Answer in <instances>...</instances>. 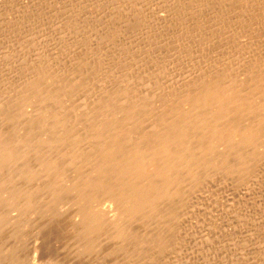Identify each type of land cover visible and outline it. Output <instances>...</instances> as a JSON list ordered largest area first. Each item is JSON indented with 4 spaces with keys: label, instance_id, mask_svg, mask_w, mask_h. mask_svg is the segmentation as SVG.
Wrapping results in <instances>:
<instances>
[{
    "label": "bare ground",
    "instance_id": "obj_1",
    "mask_svg": "<svg viewBox=\"0 0 264 264\" xmlns=\"http://www.w3.org/2000/svg\"><path fill=\"white\" fill-rule=\"evenodd\" d=\"M136 1L98 9L96 21L56 5L74 35L67 61L43 53L1 89L0 264H160L195 197L264 170V33L261 49L247 42L249 22L264 29V0H157L149 13ZM198 25L205 33L192 38ZM166 28L227 53L172 82L120 72L122 51L169 50Z\"/></svg>",
    "mask_w": 264,
    "mask_h": 264
},
{
    "label": "rangeland",
    "instance_id": "obj_2",
    "mask_svg": "<svg viewBox=\"0 0 264 264\" xmlns=\"http://www.w3.org/2000/svg\"><path fill=\"white\" fill-rule=\"evenodd\" d=\"M31 1L32 0H0V68H1L0 69V79L2 77V79L0 80V83H1L0 84V93H1L0 94V97H1L0 101L5 99L1 95H3L6 91H8L9 88H11L13 86L11 84L15 81L16 77L21 72L20 70H24L25 68H23V67H25V66H28V67L30 65L32 66V64L34 63V61L36 59H37V61L41 60V58L44 59L45 58V57H43L44 54H46V53L48 54V52H49V54L51 53L50 55H53L54 59H52V60L54 61V63H51L52 66L57 65V62H58V64H61V63L64 64V62L67 61L64 58L63 59L61 58V55H62L61 52L63 51V48L64 49L69 48V46H65V44L66 45H69V44H67L63 40H66L70 43L71 40L74 38V35L72 33L68 32L67 29L63 25H61V23H59L61 21L60 20L61 18L59 17V12L57 11L58 6H61L62 4L66 3V4H64L65 6L64 5H62V6L65 7L66 9H68V7L69 6L71 7L73 4L72 8L75 6L74 7L75 11L78 10L80 15H81V12L83 11L82 12L83 20L84 19L87 20L86 18H88L89 21L92 19L93 20L95 19L94 21H96L97 18L95 16H97V14L100 13L98 11V9L103 10V12L107 8L110 10L111 7L113 5H115V3L117 2V0H33L32 2ZM156 1L157 0H142V1L137 0L136 2H134V4L136 6L138 4V7L141 8V11H140L141 13L142 12L146 13L148 11L150 12L151 10L155 11L154 5H155ZM33 5H34V7H33ZM53 5H55V6H53ZM56 5H58V6H56ZM110 5H111V7H110ZM52 6L55 9H53ZM70 7L67 11L71 10L73 12V9H70ZM91 7H92V9H91ZM145 7H147V8H145ZM76 8H78V9H76ZM79 9H80V11H79ZM85 9H87V11ZM142 9H144V10H142ZM42 10H44V11H42ZM89 10H90V13H86V12H89ZM107 10H106V12H107ZM35 11H37V12L39 11V12L37 13ZM103 12H102V14H103ZM83 13L85 15L87 14L86 17H84ZM91 13L93 14V17L92 16L88 17V14L92 15ZM33 17H34V19H33ZM36 17L38 18V20L36 19ZM97 17L99 20L100 19L99 15ZM36 21H37V24H33ZM102 21H105V18H103ZM91 23H93V22H91ZM196 23L199 24L200 22H196ZM248 24L253 28V30L255 32H257V35L252 37V39L254 38V41L253 40L252 41L247 40V42L250 43V45H253V47H255L257 45L258 47L257 46L256 47L261 49V44H259L258 41L260 43L264 41V37L262 39L263 41L260 39V38H262L263 33H264L262 31V30H264L262 27V25H263L262 21L258 20L255 22H249ZM56 26H58V27H56ZM164 26H166V23ZM201 28L202 27H200V26L198 27V29L202 32H200L198 30L200 32L199 33V32H196L197 29H193L194 31L191 30L188 32L193 31V33L195 32L196 34L193 35L192 33H190L188 35L189 36L193 35L192 38L196 37L197 35H199V36L204 35L205 32H203L204 30H203V28L202 29ZM62 31L64 33L61 34ZM166 31H168V32H165L164 35L166 33H168L166 35L169 36V34L172 33V36L174 39H172V38L170 39L169 37H168V39H170L171 41L168 39L167 40L164 39L165 43L167 44V46L169 47V50H170L169 51L167 48V51L166 50L163 51L164 57H163L162 53H160L159 55H157V54L152 55V52H151L152 50L150 49V48H152L151 46L149 47V49L151 51L149 50V52H147L148 51V48H147L144 50L145 52L144 51H141L142 53L139 52L140 53L139 55H141V56H139L137 52L136 53L133 52V50L131 52V54L133 53L132 55L129 56L127 53L124 56V53L122 51L121 53L118 54L119 56L115 59V60H117V62H120V63H117V64H119V67H121V69L119 68L120 72H122L124 75L127 74L128 76L129 75L134 76V73L135 72L138 73L139 70H140L139 74L135 73L138 76L144 75L145 72H146V74H148L150 76H153L152 75L153 73L161 72V73H163V76L167 75V76H164V77H166L167 81L172 82V81H175L176 76H177L176 80L183 78L182 76L185 77V75H187V74L184 73L183 71L187 70L188 73H190V72H193L195 70H198V69L202 68V66L205 67L206 63L211 61L210 59L219 58V57L222 58L227 53L226 49L223 50L224 52L222 51V49H218V51L214 50L215 49L214 46L217 44L215 41L213 42L210 39L206 40L207 42L206 41L205 42L204 41H197V40L196 41L189 40V42H187V41L182 39V37L185 36L184 34H186L185 30L183 31V33H182V31H180L179 34L177 32V33H175V35L173 33L177 30H170V28H168ZM248 33H249V31H247V34ZM128 36H129V33H128ZM128 36L126 35V37L122 41H125V40L129 41ZM178 36H179V38H178ZM170 37H171V35H170ZM69 38H71V40ZM169 41L172 43H169ZM178 41L182 45L185 44V46L183 48L184 50L182 49L183 46H181V44L178 43ZM208 41H209V43L211 41L210 44H212L213 47H212V45H210L208 43ZM58 42H60L59 44H61V43L62 44L59 46ZM158 42L161 43V41H157V43ZM194 42H196V43H194ZM63 43H65V44H63ZM198 43H200V44H198ZM251 43H253V44H251ZM190 44H191V46H190ZM204 44L206 45V47ZM170 45H172V47H170ZM44 46H45V48H44ZM129 46H132V45H129ZM135 46L138 48L137 45H135ZM199 46L202 47L203 49L201 48V50H200ZM141 47L139 49H142ZM194 47H195V49H194ZM262 47H263V45H262ZM127 48L128 47L126 46V49ZM177 48H178V50H177ZM44 49L47 52H43ZM173 49L178 51L179 53L178 52L175 53V51L173 52ZM206 49H208V50H206ZM153 50H154L153 53L154 52L156 53L157 52L156 50H158V49L155 47V48H153ZM183 51H187V52H183ZM64 52H65V50H64ZM64 52H63V54H64ZM146 52H147V54H146V56H144ZM167 52H171V53H167ZM182 53H185V56ZM223 53H225V54L223 55ZM58 54L60 56H58ZM166 54H167V58L165 56ZM37 55H39V56H37ZM174 55H175V57H174ZM202 55L203 56L206 55L205 56L206 58H203ZM126 56H129L128 59L126 58ZM180 56L181 57L183 56V58H181ZM33 57H35V59H33ZM57 57H60L61 59L59 60V58H57ZM157 57H161V59L160 58L157 59ZM186 57H187V59H186ZM154 59H155V61H154ZM44 60H46V59H44ZM52 60H49V61L53 62ZM123 60H124V62H123ZM129 60L132 62L133 65L130 64L131 62ZM175 60H177V61H175ZM156 61L158 63L161 62L162 65L158 66L160 63L157 64ZM186 61H189V63ZM191 61H193L194 63ZM198 61H199V63H198ZM205 61H206V63H205ZM24 62L27 65L24 64ZM30 62L31 63L33 62V63L31 64ZM163 62H165V63H163ZM179 62L182 63V65H181L182 68L179 66L180 65ZM190 62H191V64H190ZM186 63L188 64V66H185V65H187ZM22 64H24L25 66L23 65V67H22ZM51 64H49V66ZM152 64H154V65H152ZM155 65H157L156 66L157 69H159L160 67L163 69L164 67H166L168 65V67H166L168 69L164 68L162 71V69L160 68L159 70H157L155 68ZM169 66H170V68H169ZM183 66H185V67H183ZM20 67H22V68H20ZM55 67H57V66H55ZM58 67H59V65H58ZM122 67H124V68H122ZM179 67L181 68V70L179 69ZM15 68H17V70L18 69H20V70L16 71ZM127 68L128 69L130 68L129 72L126 71V70H128ZM134 68H136V69H134ZM183 68L184 69L186 68V69L183 70ZM12 69H14V72L15 71L17 72V75H16V73H14L12 71ZM176 69L177 70L179 69L182 73L179 70H178L179 72L178 71L176 72L175 71ZM170 70L171 71L173 70V71L171 72ZM168 72H171V73H168ZM175 72H176V74H175ZM167 73L171 76V78ZM172 74L174 75V77ZM179 75L180 76L182 75V76L180 77ZM12 77H13V80H12ZM9 79L11 80V84L9 82L10 81ZM2 83L4 85H2ZM6 83L8 84L7 85L8 87L10 86L9 88H6ZM1 89L3 90L4 93L2 92ZM4 89L5 90L7 89V90L5 91ZM6 94L8 95V93H5V96H6ZM263 173H264V170L257 177L254 178V179H256V180H254L256 183L253 181V179L251 180L252 184H251V181L246 182V183H242L241 185L239 183L233 182L234 186L237 184L236 187H238L240 185L238 187V189L236 187H233L232 186L233 183L231 185V182L214 184L215 187L213 186L212 189L209 188L210 190L207 189L206 191L201 193L202 195L195 197V199L191 203L189 209H187L185 211V212H187V214H185V218L182 220V224L184 222L185 223L182 226V230H181L180 234L175 235L176 240L174 237V241H176V242L173 241L174 244H176L174 250L171 251L168 254V256L166 257V259L164 261H162L160 264H162V263L163 264H170V262H171V264H264V262H263L264 261V177H263L264 175H263ZM245 184L247 185L246 187H244ZM225 185H227V186H225ZM214 188H215V190L213 191ZM194 201H195V203H194ZM38 246H39V242H36L34 244V242L32 241L30 244V250H29L30 254H33L36 252H37L36 254H39L40 249H38V250L36 249V248H38Z\"/></svg>",
    "mask_w": 264,
    "mask_h": 264
}]
</instances>
